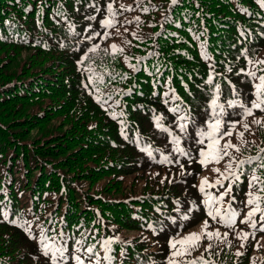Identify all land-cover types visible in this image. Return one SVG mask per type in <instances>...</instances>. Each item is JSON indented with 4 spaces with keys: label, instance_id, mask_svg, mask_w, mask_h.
Here are the masks:
<instances>
[{
    "label": "trees",
    "instance_id": "1",
    "mask_svg": "<svg viewBox=\"0 0 264 264\" xmlns=\"http://www.w3.org/2000/svg\"><path fill=\"white\" fill-rule=\"evenodd\" d=\"M258 61L261 0H0V264H56L52 255L63 264L76 255L84 264H168L170 239L202 232L205 220L220 238H203L178 264H264L260 213L256 228L241 223L256 207L246 193L264 210V186L249 184L253 174L264 180V123H254L264 108L242 118L228 105L257 98ZM212 99L220 119L240 121L224 124L233 134L220 146L239 150L204 166L199 150L211 141L198 134L220 112ZM204 178L222 181L206 189L213 196L232 189L215 220L199 191ZM230 203L233 226L223 222ZM93 246L95 255L86 252Z\"/></svg>",
    "mask_w": 264,
    "mask_h": 264
},
{
    "label": "snow or ice",
    "instance_id": "2",
    "mask_svg": "<svg viewBox=\"0 0 264 264\" xmlns=\"http://www.w3.org/2000/svg\"><path fill=\"white\" fill-rule=\"evenodd\" d=\"M173 4L176 3V0H172ZM262 3H264V0H261ZM109 8H111V5H109ZM113 15H115V13H113ZM137 20H139V18H136ZM115 21L112 19H105L104 21H102V24L104 26L107 27H112L114 25ZM96 35H99V33H96ZM89 39H91V37H89ZM113 49L116 50H121L122 49H117L116 45L112 46ZM247 51V50H245ZM257 63L260 64H264V61H258ZM134 67V65H133ZM249 76H253L255 77V73L254 72H249L248 73ZM259 79V83H257L255 85V95H256V99H253L250 102V106L245 105L243 103H241L240 101H228V105L229 107H236L239 106L240 108L243 109V113H242V118H246L248 115H253V109H261L264 108V75L258 77ZM211 105L213 107V109L215 110L216 108L220 109V112L216 113L214 111V115H215V120L213 123L209 124L208 127L211 129L210 132H203L201 131L198 136H207L210 139V143L207 145L206 149H200L199 150V155L202 157V159L199 160V163H201V165L206 166L208 163L211 162H219L220 159L223 158V156H227L229 155L228 153V149L229 148H236V150H239L237 145H233L230 141L226 142L223 144V146H220V139H222L225 136H231L233 134L232 131H224L221 132V128L224 126L225 123L228 124V127L230 129H235L236 125L240 123V121H223L222 119H220L221 116L224 115V110H223V105L222 104H218L217 103V99H212L211 100ZM177 109H172V111H176ZM121 115H123V113H121ZM155 127L158 129H161L165 132L168 131L167 128L164 127V125L161 123V120L163 119L161 116H156L155 118ZM181 120H187V117H181ZM254 123L256 124H262L264 123V121L257 119L254 121ZM181 131H184L187 127L186 124H180L179 125ZM243 127L245 130H248L250 128V126L245 123L243 124ZM244 133L241 132L240 136L241 138L243 137ZM173 142L175 144H179V138L178 137H173ZM198 142L202 143V140H199ZM174 151L177 153H180L182 155H188V153L185 152L184 149L180 148V147H175ZM261 152H264V149H261ZM149 155H151V152L149 151ZM251 159H255V158H250ZM169 162L171 163L172 161L169 160L167 157H165V160H162L160 162ZM177 163L179 161H176ZM247 161L241 160L239 161L240 165L245 164ZM181 167H183L181 165ZM259 167L261 169H264V163H261L259 165ZM229 168H231V164H229ZM216 172H219V169H215ZM223 175V174H222ZM229 175H235V173L229 172ZM228 176H224V179H227ZM238 179V177H237ZM217 184L222 185V181L220 179H217V181L215 182V184L213 183H209L207 178H204L201 182V185L199 186V191L202 193H205V195L207 196V199L204 201V203L207 205V212L206 215L211 217L212 219H217V217H220L222 215V209L217 207L218 204H222L224 201V198L226 196H229L231 194V187H228L225 189L224 192L220 193L219 195L213 196L212 194L208 193L206 191V189L208 188H213L215 187ZM250 186L252 187H259V186H264V180H262L260 177H258L257 175L253 174L251 176V179L249 181ZM261 191H264V187H261ZM246 196L248 197V199L246 200L245 204L246 205H256V207H254L251 211H249L248 213L245 214L244 219L241 221V223H247V222H252V227L256 228L257 226V222L253 220V217H255L256 213H260V230H264V210H262L259 207V204L261 202V197L259 195H256L252 192H248L246 193ZM232 200H235V197H232ZM2 203V202H0ZM2 215L4 216L5 219H7V213H2ZM239 215V212L236 209H233L231 207V203L229 204V207L227 209V211L223 212V222L228 225V226H233L235 223V219L236 217ZM184 219H188L187 216L184 217ZM11 223L16 224L17 221L16 220H12ZM28 223V222H25ZM38 227H40L38 225ZM149 227H151V225H149ZM208 221L205 220L204 221V229L202 232H192L189 233L187 236H184L180 239H170V249H171V254H170V258L168 261V264H178L177 260L174 259L175 257H180V256H185L187 255L192 249L196 248L199 246L200 241L203 238H208L211 239L213 237L216 238H220L221 234L219 232V230H216L215 232H209L208 230ZM27 234L29 236H31V228H27L25 229ZM227 235V234H225ZM250 233L248 232H243L241 235V239L247 240L249 237ZM251 235L254 237V233H251ZM110 243V241H106L105 242V250H108V244ZM40 244H41V251L42 254L44 256H49V253L51 251V249L49 248V245L46 243V238L41 235V240H40ZM179 246V247H178ZM212 247L211 244L208 245V249H210ZM57 253H63V249H57L56 250ZM86 252L89 254H96L94 253V246L93 247H88L86 249ZM237 255H241V253H237ZM51 259L53 261H56V264H63V260L65 259V257L63 255H61L59 257V260L57 259L56 255H52ZM74 259L76 260L77 264H84V262L81 260V257L79 255H76L74 257ZM105 259L111 261L113 259V257L111 256H106ZM89 260H91V257H89ZM188 264H196V261H190L188 262Z\"/></svg>",
    "mask_w": 264,
    "mask_h": 264
}]
</instances>
